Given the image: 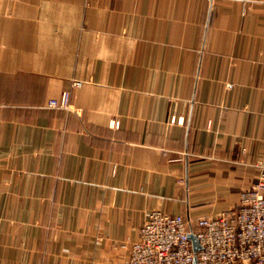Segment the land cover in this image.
<instances>
[{
  "label": "crops",
  "instance_id": "1",
  "mask_svg": "<svg viewBox=\"0 0 264 264\" xmlns=\"http://www.w3.org/2000/svg\"><path fill=\"white\" fill-rule=\"evenodd\" d=\"M261 161L264 0H0V264H125Z\"/></svg>",
  "mask_w": 264,
  "mask_h": 264
},
{
  "label": "built area",
  "instance_id": "2",
  "mask_svg": "<svg viewBox=\"0 0 264 264\" xmlns=\"http://www.w3.org/2000/svg\"><path fill=\"white\" fill-rule=\"evenodd\" d=\"M81 85L74 80L71 87ZM48 106L79 114L70 105V91H63ZM257 167L258 182L240 192L235 207L217 216L192 221L152 209L137 240L121 245L127 251L125 264H264V161ZM188 234L199 244L196 252Z\"/></svg>",
  "mask_w": 264,
  "mask_h": 264
},
{
  "label": "water",
  "instance_id": "3",
  "mask_svg": "<svg viewBox=\"0 0 264 264\" xmlns=\"http://www.w3.org/2000/svg\"><path fill=\"white\" fill-rule=\"evenodd\" d=\"M189 239L192 242L193 251L196 252L199 249V244L193 234H188Z\"/></svg>",
  "mask_w": 264,
  "mask_h": 264
}]
</instances>
